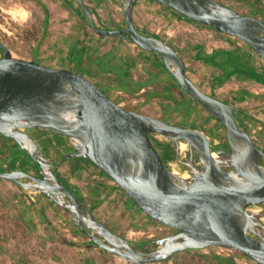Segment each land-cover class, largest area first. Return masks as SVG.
I'll return each mask as SVG.
<instances>
[{"label":"water","instance_id":"95a60500","mask_svg":"<svg viewBox=\"0 0 264 264\" xmlns=\"http://www.w3.org/2000/svg\"><path fill=\"white\" fill-rule=\"evenodd\" d=\"M76 1L97 33L125 37L158 52L182 88L223 123L230 150H213L212 140L198 128L126 108L80 74L17 58L0 39V133L13 138L41 168L35 174L9 164L0 169V177L52 198L96 245L132 263L164 261L187 249L218 245L264 264V209L252 208L264 204V149L237 118V112L247 111L202 89L170 42L136 27L138 0H120L127 20L121 28L99 26L85 0ZM157 1L240 38L264 58L261 17L221 0ZM31 128L66 135L75 148L55 163L27 131ZM152 134L169 140L189 177L167 165ZM75 157L99 164L142 211L178 231L137 245L111 229L59 178L56 166ZM6 160L11 162L10 157Z\"/></svg>","mask_w":264,"mask_h":264},{"label":"rangeland","instance_id":"374dc122","mask_svg":"<svg viewBox=\"0 0 264 264\" xmlns=\"http://www.w3.org/2000/svg\"><path fill=\"white\" fill-rule=\"evenodd\" d=\"M221 1L244 13L257 15L264 20V0ZM73 2L75 3V1ZM108 2L110 5L112 4L110 1ZM43 9L37 0H1L0 39L11 48L15 57L32 60L31 57L35 52L45 50L43 48L45 46V36H43V14L45 12ZM137 20L139 27L148 32L157 33L163 39L175 44L180 50L187 49L190 44H193V46L204 45L208 49L211 46L227 52L221 54L214 63L200 58L191 60L186 56L188 74L205 91L218 93L224 97L232 96L229 99L237 101L239 98L231 94L235 88L245 91L250 90L249 86H254L259 90L264 88L262 79V77L264 78V58L240 38L230 36L211 26L181 18L158 4L151 7H140ZM122 21L124 22L122 25H126L125 20ZM225 39L231 41L225 42ZM221 43L228 44V47H221ZM202 48L204 49V47ZM32 61L48 67L63 69L59 68L60 66H49L46 61V63L40 62L37 55L36 59ZM109 63L114 64L116 61L111 60ZM109 65L111 66V64ZM239 66H247V72L236 68ZM162 69L165 71V75L169 74L165 66ZM66 71L72 73L71 70ZM209 76L212 78H208ZM95 84L105 91L106 87L103 84L100 82ZM169 92L168 96L157 94L154 98L139 100L137 103H131V99L142 95L124 92L107 93L129 109L156 116L164 113L159 117L181 124L191 125V123L203 122L211 129L218 130L227 136L223 123L177 83H174V87H171ZM262 105L264 102L260 104V106ZM250 106V102L244 105L247 110ZM254 128L251 130L257 135V131H253ZM55 134L47 133L45 141L58 143L57 140L60 139L55 138ZM257 137L259 138L258 135ZM152 138L162 153L167 152L166 146L171 148L169 140L165 136L152 134ZM7 145L10 144L1 138L0 151L5 152ZM47 150L52 157L57 159L66 153L62 148H55L53 144H48ZM168 161L167 165L172 169H177L180 172L185 171L183 164L174 156L168 158ZM17 165L26 167L32 173H41V170L34 165H27L23 162H18ZM77 166H80L81 169H77ZM57 168L62 179L86 199L99 219L114 231L135 241L137 245H143L153 238L170 233L169 228L164 224L135 207L118 182L93 160L79 157L68 158L59 163ZM24 190L27 189L0 177V264H136L93 243L90 237L81 232V229L69 219L66 211L57 205L54 206L58 213L48 212V214L51 217L50 220L60 228L61 232H47V228L43 224L36 225L35 231L32 230L34 232L31 230L26 232L21 220H17L15 211H12L13 208L16 213L20 211L18 206L20 200L18 202L16 199L22 196L21 193L25 192ZM39 194V192L32 193L36 199ZM252 208L261 210L264 209V204H255ZM219 255L222 258H234L237 264H261L241 254L238 250L218 245L204 249H187L174 255V258L147 264H219L217 257Z\"/></svg>","mask_w":264,"mask_h":264},{"label":"crops","instance_id":"0c3cea01","mask_svg":"<svg viewBox=\"0 0 264 264\" xmlns=\"http://www.w3.org/2000/svg\"><path fill=\"white\" fill-rule=\"evenodd\" d=\"M108 1L112 4L110 5ZM37 2L44 8L43 10L45 12L43 14V36H45V46L43 48L45 50L35 52L33 57H31L32 60H35L37 55L40 62L46 61L49 66H60L59 68L62 67L64 70H71L93 83L100 82L106 87L105 91L110 94L112 92H124L132 95H142L138 97L140 99L137 97L132 98L131 103L154 98L157 94H165L168 96L171 87H174V83L178 84V81L173 77V74L167 67L165 68L169 74L165 75L162 67L166 65L158 52L145 50L125 37L97 33L92 28L90 21L86 20L85 13L78 8L79 6L73 0H37ZM85 2L93 11L99 26L103 28H121L127 25L125 11L120 0H85ZM157 4L167 8L164 3L157 0H138L134 9V15L136 27L141 32L160 37L155 32H148L139 27L137 20L138 9L140 7H151ZM169 11L174 13L170 9ZM122 20H125L126 25H122L124 24ZM227 41L231 40H226L225 42ZM171 44L181 53L187 66L186 56L191 60L193 58L196 60L199 58L205 60L203 58L204 55L199 53V51H204V49L207 51V46H193V44H190L189 48L180 50L175 44ZM220 46L227 48L228 44L221 43ZM209 47L212 48L211 46ZM111 60L116 61V63H109ZM236 68H241V71L246 70L245 66ZM187 72H189L188 69ZM208 78L212 77L209 76ZM237 89L235 88L231 94L237 96L239 100L233 102L243 109H245L244 105L248 102L251 105L248 108L249 110L245 109L247 111L246 113L242 112V116L245 119L244 125L254 123L257 132L263 136L264 105L260 106V104L264 102V90H262L264 88L259 90L254 86H249L250 90L247 91ZM209 93L211 94L213 92ZM214 94V96L221 99L224 97L218 93ZM225 97L227 99L232 98V96ZM258 103L260 104L258 105ZM163 114H157V116L159 117ZM165 114L167 113L165 112ZM200 130L206 133L214 144L216 141H219V139L213 138L206 129L200 128ZM8 181L18 185L11 180ZM24 191L21 193L22 196L16 199L18 202L20 200V204H18L20 211L16 213L14 208L12 211H15L17 220H21L25 231L30 232L31 230V232H34L36 225L43 224L46 226L47 232H61L60 228L56 227L55 223L50 220L51 217L48 214V212L53 214L55 212L58 213L54 204L46 200L43 196L38 195V199H34L33 197L35 196L32 195L31 190Z\"/></svg>","mask_w":264,"mask_h":264},{"label":"trees","instance_id":"16d2710c","mask_svg":"<svg viewBox=\"0 0 264 264\" xmlns=\"http://www.w3.org/2000/svg\"><path fill=\"white\" fill-rule=\"evenodd\" d=\"M73 1H75V3H77V5L80 7V9L83 11V13H85V11L83 10V8L80 6V4L76 1V0H73ZM166 5V4H165ZM167 6V8H169L170 10H172L174 13H176L179 17H181V18H186V19H188V20H191L192 22H195V21H193L191 18H189L188 16H186V15H183V14H181V13H179V12H177V11H175L174 9H172L170 6H168V5H166ZM85 16H86V18H87V20L89 21V19H88V16H87V14L85 13ZM257 16V15H256ZM195 23H198V22H195ZM198 24H201V25H206V26H211V25H208V24H203V23H198ZM212 27V26H211ZM230 35V34H229ZM230 36H233V35H230ZM235 37V36H234ZM206 49H204V51H202V50H200L199 51V53H201V54H203L204 55V57L203 58H205V61H209V62H216L219 58H220V56H221V54H223V53H225L226 51H222V50H219V49H215V48H209V49H207V51H205ZM227 53V52H226ZM231 54V53H230ZM200 57H202L201 55H200ZM166 67V66H165ZM245 68H247V66L245 67ZM241 71V70H240ZM243 72H247V70H243ZM262 79L264 80V78L262 77ZM179 84V83H178ZM179 86L182 88V86L179 84ZM183 89V88H182ZM184 90V89H183ZM185 91V90H184ZM186 92V91H185ZM187 93V92H186ZM191 126L192 127H195V128H203V129H206V131L207 132H209L212 136H213V138H218L219 139V143L218 144H214L213 143V150L214 149H217V148H220L221 146H223V145H226V144H228V140H227V136L226 135H224V134H222L220 131H218V130H213V129H211L210 128V126H207L205 123H203V122H201V123H191ZM246 127H248L249 129H252L253 127H255V125H254V123L253 124H247L246 125ZM3 139V141H7L10 145H7L6 147V151L5 152H1L0 151V162H6V158L4 159V160H2L1 158H3L1 155H3V156H6V157H10L11 158V161H12V163H13V165L15 164H18V162H23V163H25V164H27V165H34V166H36L39 170H41V168H40V166H39V164L35 161V160H33L32 158H31V156L29 155V154H27L23 149H21L20 148V146H19V144L13 139V138H10V137H8V136H5V135H3V134H1L0 133V139ZM12 143V144H11ZM167 147V146H166ZM167 149H168V151H169V153H172L173 151L171 150V148H169V147H167ZM172 151V152H171ZM5 154V155H4ZM79 158H81V159H90V158H84V157H79ZM99 165V164H98ZM78 168L77 169H81V167L80 166H77ZM22 168H24L25 170H27V171H29L26 167H22ZM0 169L1 170H3L2 169V167H0ZM56 170H57V172H58V175H59V178L61 179V181L66 185V186H68L71 190H73L72 189V187L70 186V185H68V183L66 182V181H64L63 179H62V177H61V175H60V173H59V171H58V168L56 167ZM103 170L109 175V173L103 168ZM41 174V173H40ZM110 176V175H109ZM110 177H112V176H110ZM113 178V177H112ZM120 188L124 191V189L120 186ZM74 191V190H73ZM77 195H79V196H81L79 193H77L76 191H74ZM125 192V191H124ZM39 196H43L46 200H48V201H50L51 203H53L54 205H57V206H59L60 208H62L57 202H55L52 198H50V197H48V196H45V195H43V194H39ZM85 201H86V199L83 197V196H81ZM131 200V199H130ZM87 202V201H86ZM131 202L135 205V207H137L138 209H140L138 206H137V204L133 201V200H131ZM88 203V202H87ZM89 204V203H88ZM91 207V206H90ZM63 209V208H62ZM91 209L93 210V208L91 207ZM144 212V211H143ZM67 213V212H66ZM67 216L69 217V219H71L70 218V216L68 215V213H67ZM71 221H72V219H71ZM73 222V221H72ZM74 223V222H73ZM77 226V225H76ZM82 232V231H81ZM94 243V242H93ZM215 245H212V246H209V248H211V247H214ZM240 252V251H239ZM241 254H243L242 252H240ZM244 255V254H243ZM218 257V259H219V264H237V262L234 260V258H231V257H227V258H222V256H217ZM174 258V257H173ZM170 259V258H169Z\"/></svg>","mask_w":264,"mask_h":264},{"label":"flooded vegetation","instance_id":"af4514ba","mask_svg":"<svg viewBox=\"0 0 264 264\" xmlns=\"http://www.w3.org/2000/svg\"><path fill=\"white\" fill-rule=\"evenodd\" d=\"M0 51H1V53H0V57H2L3 55H4V52H3V50L0 48ZM187 74H188V72H187ZM189 75V74H188ZM190 76V75H189ZM191 77V76H190ZM203 89V88H202ZM212 95H215L214 93H211ZM223 100H225V101H227V102H229V103H232V104H234V105H237L235 102H233L232 100H230V99H227V98H222ZM239 106V105H238ZM127 108V107H126ZM237 118H238V120H239V122L241 123V124H243L244 125V118H243V116H242V112H237ZM169 122H172V123H176V122H173V121H169ZM176 124H179V125H183V126H187L188 124H181V123H176ZM245 126V125H244ZM27 131L28 132H30L31 134H32V136L34 137V139L42 146V148L46 151V153L51 157V158H53L54 160H55V163H58V162H60V160L61 159H63L65 156H66V154L68 153V152H70V151H73L74 150V148H75V145L72 143V141L70 140V138L68 137V136H66V135H61V134H55L54 132H52V131H50V130H44V129H36V128H31V129H27ZM250 131H251V134H252V136H253V139L256 141V143L260 146V147H262L263 149H264V135L262 136V135H260L258 132H257V135L259 136V138L257 137V135H255V133H253L252 132V130L250 129ZM47 133H50V134H52V135H54L55 134V138H59L60 140H57V141H59L58 143H55V142H48V141H45V135L47 134ZM61 141V142H60ZM48 144H53L54 145V147L55 148H62V150H64L66 153L60 158V159H57V158H54V157H52L51 155H50V153L48 152V150H47V145ZM157 145V144H156ZM157 147H158V145H157ZM222 148H226V149H229L230 150V146H229V144H226V145H223V146H221ZM159 148V147H158ZM166 149H167V147H166ZM159 150H160V148H159ZM172 150V149H171ZM160 152H161V150H160ZM172 152V151H171ZM161 154H162V156H163V158L165 159V161H166V163H168L169 161H168V158H170V157H173L174 155H173V152L172 153H169V151H168V149H167V152L164 154V153H162L161 152ZM3 158H1L2 160H4L5 158H6V156H3V155H1ZM175 157V156H174ZM11 165L12 167H16V166H18L17 164L15 165H13V163H12V161L10 162V163H8L7 162V160H6V162H0V167H2V169H5L8 165ZM58 166V165H57ZM56 166V167H57ZM183 166H184V168H185V165L183 164ZM166 226V225H165ZM166 227H168V226H166ZM169 228V234H171V233H173V232H177L178 230L177 229H175V228H172V227H168Z\"/></svg>","mask_w":264,"mask_h":264},{"label":"bare ground","instance_id":"6f19581e","mask_svg":"<svg viewBox=\"0 0 264 264\" xmlns=\"http://www.w3.org/2000/svg\"><path fill=\"white\" fill-rule=\"evenodd\" d=\"M13 14L16 15L14 12H13ZM17 15H18V14H17ZM186 149H187V144L183 143V144H182V150L185 151ZM213 155H214V156H218V154H217L216 151L213 152ZM174 170H175V172H177V173H182V172L178 171L177 169H174ZM182 174H183V176H185V177H189V176H190V173H189L188 170H186V171L183 172ZM254 210H258V209H254ZM262 220L264 221V217H262Z\"/></svg>","mask_w":264,"mask_h":264},{"label":"built area","instance_id":"2783aa9c","mask_svg":"<svg viewBox=\"0 0 264 264\" xmlns=\"http://www.w3.org/2000/svg\"><path fill=\"white\" fill-rule=\"evenodd\" d=\"M253 131H254V132L257 131L256 128H254ZM217 142H219V141H216L215 143H217ZM33 192H34V191H32V193H33ZM35 193H37V192H35ZM33 198L35 199V197H33ZM220 247H224V246H220ZM226 248H229V247H226ZM231 249H232V248H231Z\"/></svg>","mask_w":264,"mask_h":264}]
</instances>
